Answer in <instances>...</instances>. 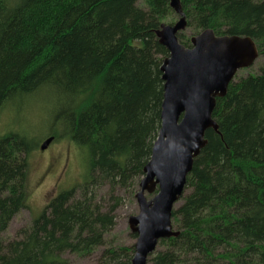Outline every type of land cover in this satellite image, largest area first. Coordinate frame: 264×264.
<instances>
[{"label": "trees", "instance_id": "trees-1", "mask_svg": "<svg viewBox=\"0 0 264 264\" xmlns=\"http://www.w3.org/2000/svg\"><path fill=\"white\" fill-rule=\"evenodd\" d=\"M179 1L191 37L206 29L247 36L262 62L216 99L217 130L205 133L172 212L179 236L159 241L147 264H264V0ZM171 13L168 0H0V111L16 96L55 90L61 107L49 137L68 138L89 159L85 182L51 198L4 243L27 207L34 142L0 137V264H68L66 253L100 249L99 264H130L133 247L105 236L122 202L116 190L139 182L158 135L168 53L156 32ZM177 37L190 47L191 37Z\"/></svg>", "mask_w": 264, "mask_h": 264}, {"label": "water", "instance_id": "water-1", "mask_svg": "<svg viewBox=\"0 0 264 264\" xmlns=\"http://www.w3.org/2000/svg\"><path fill=\"white\" fill-rule=\"evenodd\" d=\"M168 6L178 19L161 24L156 32L168 53L160 66V127L134 195L138 214L128 219L136 236L130 264H147L159 241L179 236L172 212L184 195L194 159L207 144L205 133L217 130L212 117L216 99L225 97L235 75L259 58L251 38L216 36L209 29L191 37L190 47H184L177 37L187 26L180 1L168 0ZM53 139L46 138L39 150L45 151Z\"/></svg>", "mask_w": 264, "mask_h": 264}, {"label": "rangeland", "instance_id": "rangeland-1", "mask_svg": "<svg viewBox=\"0 0 264 264\" xmlns=\"http://www.w3.org/2000/svg\"><path fill=\"white\" fill-rule=\"evenodd\" d=\"M177 19L172 11L163 24L171 25ZM181 33L191 37V32L187 28ZM261 62L262 59L259 58L253 66L239 71L236 76L246 77L249 74H257ZM60 107L61 98L55 90L43 87L32 94L16 96L0 111V137L8 133H17L30 143L34 142L28 156L27 207L13 217L5 232L1 234L4 243L19 239V232L27 229L33 218L40 216L51 198L89 178V159L86 149L74 145L68 138H58L45 151L39 150L40 144L51 135L49 134L51 126L55 125L54 116ZM137 190L138 182L132 189L116 190L115 194L122 202L115 210V226L105 236L107 244L133 247L136 237L129 230L128 219L138 214L134 198ZM106 193V187L100 190V195L105 196ZM152 196L146 195L148 199ZM101 251L102 249L88 258H79L68 253L63 257L67 259L68 264H99Z\"/></svg>", "mask_w": 264, "mask_h": 264}]
</instances>
